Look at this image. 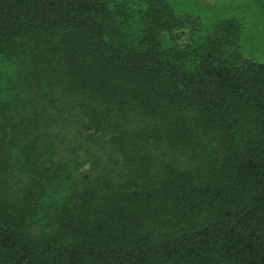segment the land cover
<instances>
[{
    "label": "trees",
    "instance_id": "trees-1",
    "mask_svg": "<svg viewBox=\"0 0 264 264\" xmlns=\"http://www.w3.org/2000/svg\"><path fill=\"white\" fill-rule=\"evenodd\" d=\"M214 8L0 0V264H264V33Z\"/></svg>",
    "mask_w": 264,
    "mask_h": 264
},
{
    "label": "rangeland",
    "instance_id": "rangeland-1",
    "mask_svg": "<svg viewBox=\"0 0 264 264\" xmlns=\"http://www.w3.org/2000/svg\"><path fill=\"white\" fill-rule=\"evenodd\" d=\"M211 4L215 6V8L211 11L212 14H216L218 16H221L223 13L224 14H236V15H242L244 14L245 16L249 17V26H252L251 28H257V30H261L264 33V1L263 2H254L251 5H254L255 8L252 9H244L241 8L243 7L245 0H207ZM254 1V0H251ZM240 6V8H238ZM245 7V6H244ZM210 13V14H211ZM258 21V22H257ZM245 23L248 24V19L247 21L245 20ZM254 23V26H253ZM264 39V38H263ZM252 41H249L248 48L249 49H256L258 53H263L264 56V40L262 44V48H257V45L255 42L250 43ZM260 46V45H258ZM9 66L11 64H8ZM7 78V77H5ZM8 79V78H7ZM14 81V79L12 80Z\"/></svg>",
    "mask_w": 264,
    "mask_h": 264
}]
</instances>
